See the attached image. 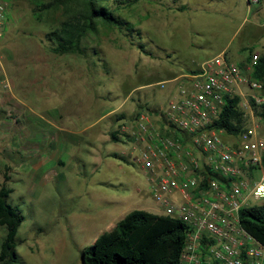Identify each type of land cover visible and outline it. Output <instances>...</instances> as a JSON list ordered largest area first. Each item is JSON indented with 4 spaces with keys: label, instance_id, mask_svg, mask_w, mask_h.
<instances>
[{
    "label": "rangeland",
    "instance_id": "374dc122",
    "mask_svg": "<svg viewBox=\"0 0 264 264\" xmlns=\"http://www.w3.org/2000/svg\"><path fill=\"white\" fill-rule=\"evenodd\" d=\"M6 1L0 187L10 169L9 203L24 217L19 264H83L82 255L100 236H111L116 220L135 210L164 215L139 165L113 157L138 156L123 126L138 113L165 109L181 85V78L171 80L222 52L235 64L261 57L264 0L251 7L246 0H142L114 10L137 31L134 38L99 23L83 41L84 57L51 50L47 36L66 18L63 9L37 23L35 0ZM61 126L79 130L65 135ZM116 131L120 142L111 139ZM5 236L0 227V250Z\"/></svg>",
    "mask_w": 264,
    "mask_h": 264
},
{
    "label": "built area",
    "instance_id": "2783aa9c",
    "mask_svg": "<svg viewBox=\"0 0 264 264\" xmlns=\"http://www.w3.org/2000/svg\"><path fill=\"white\" fill-rule=\"evenodd\" d=\"M262 1L246 0L250 7ZM10 22L8 3L0 0V41ZM259 58L241 65L222 53L182 77L178 98L165 109L123 126L162 215L189 228L182 264H264V245L240 223L243 209L264 201V121L252 107L264 103V85L252 76ZM8 88L0 78V92ZM235 98L246 120L238 136L214 127L226 99Z\"/></svg>",
    "mask_w": 264,
    "mask_h": 264
},
{
    "label": "trees",
    "instance_id": "16d2710c",
    "mask_svg": "<svg viewBox=\"0 0 264 264\" xmlns=\"http://www.w3.org/2000/svg\"><path fill=\"white\" fill-rule=\"evenodd\" d=\"M140 1L142 0H52L46 3L44 0H35L33 17L37 23H43V14L63 9L66 18L47 36L52 45L51 50L59 56L84 57L87 49L83 46V41L89 34L97 32L99 23L115 27L127 37L134 38L133 34L137 31L114 10L132 7ZM135 44L140 49L144 48L141 42ZM248 51L252 52L253 49ZM251 56L242 64L249 63ZM252 76L264 85V54L259 58ZM252 107L255 116L264 121V103L255 105L252 102ZM143 108L144 106H138V109ZM243 115L240 98L226 99L223 112L214 127L238 136L246 127ZM124 119V116H118L116 121ZM110 136L114 142L120 141L119 132H112ZM124 137L129 138L128 135ZM114 157L130 163L125 157ZM9 172L10 169H7L4 173V183L0 187V227L6 229V236L1 244L0 264H19L17 235L24 217L17 207L9 203L13 193L7 186L11 179ZM240 223L264 245V201L243 209L240 212ZM152 230L154 234L151 236ZM188 232V226L180 220L135 210L118 222L111 236L102 235L97 239L82 255L83 264H182L181 256Z\"/></svg>",
    "mask_w": 264,
    "mask_h": 264
},
{
    "label": "crops",
    "instance_id": "0c3cea01",
    "mask_svg": "<svg viewBox=\"0 0 264 264\" xmlns=\"http://www.w3.org/2000/svg\"><path fill=\"white\" fill-rule=\"evenodd\" d=\"M222 53H224V52H222ZM221 53V54H222ZM213 59V58H212ZM246 59L247 58H245L241 63H239V64H241L242 65V63H244L245 61H246ZM211 60V59H210ZM209 61V60H208ZM206 62H204L200 67H197L196 69H193V70H190V72H188V73H186V74H183L182 75V77H185V76H188L189 74H191V73H194V72H197V71H199L200 70V68L205 64ZM181 76H178V77H176V78H174V79H172L171 81L172 82H177L180 78H182ZM181 80V79H180ZM175 92V93H174ZM178 95H179V88H177L176 89V91H173L172 92V94H171V100L172 99H175V98H178ZM170 100V101H171ZM142 113H144V112H142ZM141 114V113H140ZM139 114V115H140ZM139 115H137L136 117H135V119H137L138 118V116ZM61 118V117H60ZM126 118V117H125ZM134 119V120H135ZM133 120V121H134ZM60 129H61V131L65 134V135H68V133L67 132H69V133H72V134H74V132L75 131H77V130H79V129H77V130H73V129H71V127L70 128H67V127H60ZM129 136V135H128ZM64 140H67V137L65 136L64 138H63ZM129 139H130V137H129ZM120 142V141H119ZM135 149H136V146H135ZM114 155H118V154H114ZM114 155H113V157H114ZM120 156V155H119ZM121 157H123V156H121ZM130 163H134V164H136V165H139L138 163H137V161H136V157L134 158V159H132V156L131 155H128V156H126L125 157ZM139 168H140V165H139ZM141 169V168H140ZM145 175V174H144ZM125 217V216H124ZM123 217V218H124ZM123 218H121V219H119V220H116L115 222H114V225L113 226H111V228H112V230H114L115 228H116V226H117V224H118V222L120 221V220H122Z\"/></svg>",
    "mask_w": 264,
    "mask_h": 264
},
{
    "label": "water",
    "instance_id": "95a60500",
    "mask_svg": "<svg viewBox=\"0 0 264 264\" xmlns=\"http://www.w3.org/2000/svg\"><path fill=\"white\" fill-rule=\"evenodd\" d=\"M248 89H245V91H247Z\"/></svg>",
    "mask_w": 264,
    "mask_h": 264
}]
</instances>
